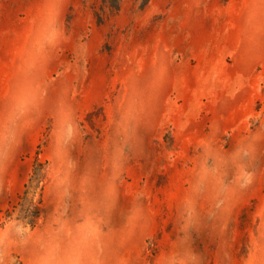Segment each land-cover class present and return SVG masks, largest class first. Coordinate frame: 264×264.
Returning a JSON list of instances; mask_svg holds the SVG:
<instances>
[{"label": "rangeland", "instance_id": "obj_1", "mask_svg": "<svg viewBox=\"0 0 264 264\" xmlns=\"http://www.w3.org/2000/svg\"><path fill=\"white\" fill-rule=\"evenodd\" d=\"M0 264H264V0H0Z\"/></svg>", "mask_w": 264, "mask_h": 264}]
</instances>
